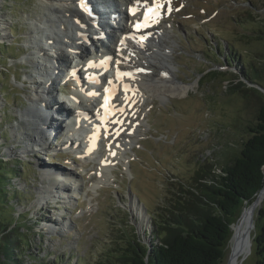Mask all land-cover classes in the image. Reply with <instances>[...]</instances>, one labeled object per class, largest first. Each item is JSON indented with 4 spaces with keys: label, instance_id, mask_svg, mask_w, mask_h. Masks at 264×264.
<instances>
[{
    "label": "rangeland",
    "instance_id": "rangeland-1",
    "mask_svg": "<svg viewBox=\"0 0 264 264\" xmlns=\"http://www.w3.org/2000/svg\"><path fill=\"white\" fill-rule=\"evenodd\" d=\"M171 1L172 12H163L159 21L166 29L173 73L190 87L182 96L144 99L137 114L141 121L139 132L127 145L123 162L115 164L107 182L94 189L91 184L97 178L96 163L85 159L75 163L71 156H63L58 152L61 137L45 144L46 132L39 137L33 118L23 115L32 93L27 76H37L29 58L41 61L33 52L30 30L45 8L40 0H0V22L4 21L3 27L0 25V156L6 166L16 164L18 169L8 180L7 188L12 189L6 193L9 203H13V212L22 213L29 228L23 239L28 244L22 252L24 261L97 264L124 234H136L147 244L151 219L138 216L133 207L151 213L176 178L187 180L200 165L219 173L240 148L246 124L254 121L262 99L253 92L244 95L230 90L232 84L245 80L238 76L239 63L225 64L224 54L242 57L260 49L248 38L253 35L254 24L242 23L247 5L253 14L264 19V0ZM65 56L70 60L78 58L68 52ZM247 82V86L256 87ZM56 94L54 81L52 97ZM52 97L51 103H57ZM39 138H44L42 144L31 143L34 139L38 144ZM50 170L76 173L81 185L78 202V196L66 189H62L65 194H58L57 189L58 198L40 200V191L54 178L42 176ZM261 209L264 210V199L254 210L249 242L243 243L237 264L256 263L253 239L264 226ZM241 210L230 226L219 264L229 258L228 245ZM5 214L6 210L0 208V220Z\"/></svg>",
    "mask_w": 264,
    "mask_h": 264
},
{
    "label": "bare ground",
    "instance_id": "bare-ground-1",
    "mask_svg": "<svg viewBox=\"0 0 264 264\" xmlns=\"http://www.w3.org/2000/svg\"><path fill=\"white\" fill-rule=\"evenodd\" d=\"M107 1L109 5L106 1H103V5H101L102 11L98 6L99 13H106L107 9L111 8V12L121 14V25L118 35L111 33L112 41L109 46V54L113 56V63L111 71L104 74L102 91L104 94L116 91V94L110 95V101L106 106L102 95L98 94H96L97 97L90 106L84 104L87 102L86 100H81V103L76 104V101L61 97L67 103L80 108L81 115L85 111L101 121L100 127L103 132L98 137H89V124L82 122L83 129L80 127L79 130L73 129L74 135H79L80 143L69 144L79 149V151L84 150L88 155L97 157L95 158L98 164L97 178L91 184V188L94 189L107 182V177L112 173V163L123 161L127 145L136 138V134L139 132L138 124L140 123L137 119V113L139 107H142L144 99L151 96L159 99H166L169 96H182L186 94L190 87V85L177 80L173 73L169 53L171 50L165 38L166 29L159 22L162 8H156L152 15H148L144 8L145 5L141 3L135 5L131 10L134 5L133 0H114V5H112L111 0ZM158 1L160 5H163L164 0ZM40 2L45 10L32 23L30 39L31 44L34 46L33 52L41 61L34 60L33 56L29 58L33 71L37 76L32 74L27 76L28 82L32 85V93L29 96L30 105L23 112L24 116L33 118L35 121L34 129L37 130L39 137L43 132H46L47 136L53 132L55 136L58 133L60 123L66 125L62 119L64 106L58 105L60 100L57 103H51V97L52 86L55 81L54 70L61 69L64 64H70L71 62L70 58L65 56L68 44L77 47L76 55L78 58H84L90 54L82 44L85 39H92L93 44L101 43V46H103V42L95 38L90 25L79 12V0H40ZM122 2L126 3L124 4L125 11L119 6V3ZM140 20L143 21L141 27L135 25V21ZM3 23L4 21L0 22L1 27H3ZM49 39H52L51 43L47 42ZM56 61L58 67L54 65ZM97 61L98 59L95 57L94 61L90 60V63L93 69L99 70L100 65H96ZM155 69L157 70L156 74ZM109 104L120 107V110L118 113H112L111 117L105 121L102 118V111ZM37 105L43 106V109ZM68 120L72 122L73 127L74 121ZM60 136H63V134L60 133ZM43 139L39 138L38 144L35 143L34 139H31V143L37 146L42 144ZM48 139H45V144ZM68 141L70 142V140ZM25 151L28 150L25 148ZM42 176H48L49 178L52 174L44 171ZM45 186L39 193L40 200L52 197L58 198L56 196L57 189L60 191L58 194H65L62 189H66L72 190L71 194L78 196L77 190L80 189L81 185L80 179L73 172L63 173L62 177L58 179L54 177ZM257 206H249L244 212L245 207L242 208L240 218L233 228L228 245L229 249L237 236L241 237L233 246L232 255L229 256L225 264L238 263L243 243L249 242L250 228L248 232L247 227L250 224L254 225V210ZM133 209L138 216L144 217L141 208L139 211L135 207Z\"/></svg>",
    "mask_w": 264,
    "mask_h": 264
},
{
    "label": "trees",
    "instance_id": "trees-1",
    "mask_svg": "<svg viewBox=\"0 0 264 264\" xmlns=\"http://www.w3.org/2000/svg\"><path fill=\"white\" fill-rule=\"evenodd\" d=\"M246 7L242 24H254L253 35L248 38L259 44L260 49L242 57L225 53V64L238 62V76L240 74L245 81L264 88V19L253 14L249 5ZM214 54L217 56L216 51ZM221 60L224 63L223 58ZM230 76L237 77L236 74ZM245 81L232 84L230 90L240 91L244 95L253 92L262 99V103L254 121L246 124L240 148L230 163L221 167L219 173L200 165L187 180L176 178L168 184L166 194L156 209L148 213L142 208L145 219L147 216L151 219L148 235L151 248L136 234H124L114 241L108 255L97 264L221 262L224 245L231 233L230 225L236 220L243 204L251 203L264 186V93L256 87L247 86ZM8 96L6 93V101ZM5 162L0 156V208L6 210L0 220V264H44L28 263L23 259V249L28 245L24 237L29 228L26 227L24 215H15L13 203H9L7 198L6 191L12 189V186L7 188L8 180L17 174L18 169L16 164L10 167ZM260 217H264L263 209L260 210ZM254 244L258 257L255 264H264V226L253 239Z\"/></svg>",
    "mask_w": 264,
    "mask_h": 264
},
{
    "label": "water",
    "instance_id": "water-1",
    "mask_svg": "<svg viewBox=\"0 0 264 264\" xmlns=\"http://www.w3.org/2000/svg\"><path fill=\"white\" fill-rule=\"evenodd\" d=\"M248 84H250V82L248 81L247 82ZM252 84V83H251ZM253 86H256L254 84H252ZM258 87V89L264 93V88L260 87V86H256ZM263 174H264V166H263ZM264 199V186L262 187V189L258 192V194L255 196V198L253 199V201L251 203H249L248 205H246V203L243 204L242 208L246 207V206H253V205H260L261 201ZM242 213V212H241ZM258 213V212H257ZM149 218V216H147ZM231 226V225H230ZM253 227L252 224L249 225V227H247V231L249 232V228ZM248 232H247V236H248ZM150 233V231H149ZM142 236L143 238L145 239L146 236H145V232L142 233ZM240 237L241 236H237V238L235 239V241L230 245V253L228 256H231L232 255V249H233V246L235 245L236 241L240 240ZM148 240V248L150 249L151 248V245H150V239L149 237L147 236L146 238Z\"/></svg>",
    "mask_w": 264,
    "mask_h": 264
}]
</instances>
